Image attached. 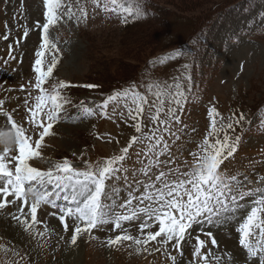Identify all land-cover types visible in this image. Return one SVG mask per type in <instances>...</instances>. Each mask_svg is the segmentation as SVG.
I'll use <instances>...</instances> for the list:
<instances>
[{"label":"rangeland","instance_id":"1","mask_svg":"<svg viewBox=\"0 0 264 264\" xmlns=\"http://www.w3.org/2000/svg\"><path fill=\"white\" fill-rule=\"evenodd\" d=\"M152 1L150 20L146 21L150 11L145 7L146 14L142 10L138 18L129 17L127 23H121V17L94 7L92 0H80L86 6V21L77 23L75 19L65 18L48 33L57 48L46 50L44 65L50 63L53 55L59 62L45 87L51 89L59 81L70 86L59 90L69 102L64 104L59 121L53 125V134L45 137L40 157L29 161L41 171L65 159L83 171L86 162L94 163L119 154L132 136L139 135L134 128L135 121L128 117V108H134L130 99L127 103L123 99L110 102L104 109L107 116L100 115L98 106L112 93L134 86L137 93L147 97L149 105H145L139 117L145 133L156 127L150 120L155 111L150 107L156 92L153 85L179 83L187 96L182 111L177 113L180 123L169 125L179 139L168 132L162 133L169 152L159 157L160 164L152 168L149 176L141 172L148 162L143 155L145 141L135 144L122 169L105 180L101 206L106 213L123 214L125 210L120 205L129 198V192L139 195L142 185L160 171L167 173L170 168L187 171L185 162L191 163L190 153L197 151V145L209 131L211 108L219 113L218 128L221 121L227 125L241 115L245 117L232 129H224L232 139L238 136L240 141L237 151L221 165L220 173L236 176L245 191L264 177V0ZM66 3H71L74 10L78 7L76 0H66ZM43 11V0H0L2 111L11 114L13 120L26 129L33 143L39 138V132L26 121L24 101L29 99L31 104L34 100L30 94L31 97L38 94V90L31 87L35 83L32 65L35 51L39 50L37 23L43 24ZM207 20L209 22L204 23ZM26 30L28 36L24 39ZM189 34L194 35L191 46L186 45L174 59L158 63L161 57L174 54L175 50L167 49L185 42ZM9 52L15 59L9 58ZM149 61L157 63L149 64ZM88 84L95 87H85ZM82 102L83 107L91 108L94 114H85ZM6 119L0 116V127L5 125ZM223 135L222 131L221 139ZM12 154H17L15 146L8 159ZM170 178L174 177L170 175ZM65 184L64 188L44 186L58 193L53 197L58 207L51 204L39 207L37 220L41 223L33 228L42 232L46 226L48 232L43 237L29 235L12 218V214L19 215L17 205L9 204L0 210V245L3 246L0 264H253L239 244L236 228L253 206L254 197L238 201L241 207L227 214L226 221L221 215L214 217L212 224L204 221L194 225L179 251L173 246L174 242L161 245L150 241L137 253L132 241H122L113 247L106 241L122 233L143 238L142 215L139 220L122 222L121 229L113 230L112 224L100 225L91 230L95 239L82 233L75 245L69 244L71 229L76 223L66 218L69 231L65 232L58 220L59 207L74 206L72 183L65 181ZM88 188L94 190V185L88 182ZM136 204L134 201L133 206ZM2 219H6V225ZM151 230L157 231L158 224L154 223ZM147 231L145 229L144 234ZM207 232L212 237L206 236ZM197 237L204 241L201 249L204 261L193 257ZM212 238L217 241L215 246ZM157 248L160 250L156 251Z\"/></svg>","mask_w":264,"mask_h":264},{"label":"snow or ice","instance_id":"2","mask_svg":"<svg viewBox=\"0 0 264 264\" xmlns=\"http://www.w3.org/2000/svg\"><path fill=\"white\" fill-rule=\"evenodd\" d=\"M92 2L94 7L121 17V23H127L129 17L138 18L142 15L141 8L133 5L131 0H124V2L92 0ZM76 3L78 7L74 10L72 4L66 3V0H43L44 22L42 25L37 23V28L40 30V44L39 50L35 51L36 58L32 65L35 83L31 87L38 90V94L34 97L30 94V98L34 100L33 103L30 104L29 99L24 101L26 121L33 130L39 132V138L34 143L32 137L26 134V129L18 125L11 114L2 111L4 101L0 100V116L7 117L5 125L0 127V146H3V150L0 151V210L6 209L9 204L17 205L19 215L12 214V218L29 235L43 237L48 232L46 226L42 232L35 231L33 228L34 225L41 223L37 220L38 209L41 205L47 204L58 207L53 199L58 193L48 191L44 186L51 184L55 188H64L67 186L65 181H68L73 187L74 206L59 207L61 214L58 216L65 232L69 231L66 218L70 217L76 223V226L71 229L72 235L68 243L75 245L82 233H88L90 239H95L96 237L91 236L92 229L106 224H112L113 230L121 229L122 222L139 220L142 215L143 222L140 223V230L143 238L122 233L106 241L109 247L117 246L122 241H132L137 246L136 252L140 253L141 246L148 245L150 241H156L161 245L174 242L173 246L179 251L181 242L185 241L186 234L194 225H201L204 221L212 224L213 218H219L221 215H224L226 221L227 214L241 207L238 201H243L245 197H254L253 206L246 217L241 218L242 222L236 231L239 233V244L246 251L248 260L253 264H264V177L259 179L256 186L245 191L236 176H225L219 171L224 161L237 151L240 141V137L232 139L224 129L225 127L232 129L234 124L245 119L243 115L234 121L230 120L227 125L221 121L218 128L216 117L219 113L215 108L209 109V131L197 145V151L190 153L191 163L185 162L187 171L180 172L178 169L171 168L167 173L160 171L154 179L150 178L148 183L142 185L143 191L139 195L130 191L129 198L120 205V208L125 210L123 214H113L111 211L106 213L102 209L101 194L105 190V180L122 169L129 150L135 144L147 141L143 155L147 157L148 162L141 168V172L147 177L152 168L160 164L159 157L169 152V144L162 133L168 132L179 139L169 127L173 122L180 123L177 113L182 111L183 103L187 99L179 83L173 86L157 82L152 86L156 88V92L150 107L155 111L151 114L150 120L156 127L148 133L143 131L139 117L145 111V105H149V100L146 96L137 93L134 86L112 93L98 106L101 109L100 115L107 116L104 109L110 102H119L123 99L127 103L130 99L134 105V108H128V117L135 121L134 128L139 135L132 136L127 146L120 149L119 154L94 163L86 162V168L83 171L74 168L66 159L56 163L47 171H41L30 165L29 161L40 157L39 150L42 142L45 137L53 134V125L59 121L64 104L69 102L59 91L70 86L64 81L53 84L51 89L45 87L59 61L53 55L50 63L45 67L43 58L46 50L57 48L48 38L51 27L65 18L75 19L77 23L86 21V6L81 4L80 0H76ZM27 36L26 30L23 38L26 39ZM4 39L7 40L8 37L4 36ZM179 55L181 53L176 51L171 56L161 57L158 63L162 64ZM9 58L15 59L11 52H9ZM154 63L157 62L149 61V64ZM188 79L190 81V77ZM85 87L92 88L95 85L88 84ZM23 90L21 86V91ZM166 103L167 108H165ZM83 111L87 115L94 114L91 108L83 107ZM222 131L224 135L221 139ZM12 146H15L17 154L11 155L8 159ZM170 175L174 178H170ZM88 182L94 185V190L88 188ZM67 199L68 197L65 196V200ZM134 201L137 202L135 206H133ZM154 223L158 224L157 231L151 230ZM145 229H148L146 234H144ZM205 235L212 237L210 232ZM60 238L63 239V236ZM211 242L213 246L217 244L214 238ZM203 247L204 241L197 237L193 257H199L200 261L205 260L201 254ZM2 248L3 246L0 245V249ZM143 250L147 251L146 248Z\"/></svg>","mask_w":264,"mask_h":264},{"label":"trees","instance_id":"3","mask_svg":"<svg viewBox=\"0 0 264 264\" xmlns=\"http://www.w3.org/2000/svg\"><path fill=\"white\" fill-rule=\"evenodd\" d=\"M235 1V0H234ZM234 1H231V2H234ZM131 3L133 5H137L141 8V10H143L145 12V7L150 11V13L146 16V21L150 20V18L152 17V10L153 9V6H154V3L152 0H131ZM231 4V3H229ZM146 14V12H145ZM145 16V15H144ZM154 17V16H153ZM209 20L205 21L204 23H208ZM192 39H194V35L193 34H189L188 37L186 35V39H184L183 41L185 42H178V43H175V45L171 46L169 49H167L168 51H172V50H175V51H183L184 48H186V45H189L191 46V41ZM191 44V45H190ZM166 50V51H167Z\"/></svg>","mask_w":264,"mask_h":264},{"label":"bare ground","instance_id":"4","mask_svg":"<svg viewBox=\"0 0 264 264\" xmlns=\"http://www.w3.org/2000/svg\"><path fill=\"white\" fill-rule=\"evenodd\" d=\"M43 143V142H42ZM13 155V154H12ZM1 215V214H0ZM1 222H4L5 223V225H6V219H2V221ZM7 225H9V224H7Z\"/></svg>","mask_w":264,"mask_h":264}]
</instances>
